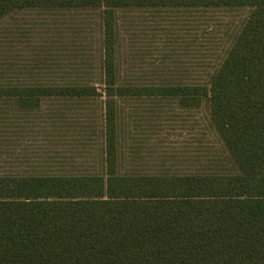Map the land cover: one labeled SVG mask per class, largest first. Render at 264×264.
<instances>
[{
    "label": "trees",
    "instance_id": "16d2710c",
    "mask_svg": "<svg viewBox=\"0 0 264 264\" xmlns=\"http://www.w3.org/2000/svg\"><path fill=\"white\" fill-rule=\"evenodd\" d=\"M87 8L100 16L99 80L0 83V100L33 108L47 99H102L101 163L0 175V264H264V0H0V21L21 11ZM238 8L250 15L227 39L203 47L205 61L209 51L216 58L198 78L121 65L126 11ZM137 100H171L185 109L207 103L208 126L232 171L123 164V104Z\"/></svg>",
    "mask_w": 264,
    "mask_h": 264
},
{
    "label": "rangeland",
    "instance_id": "374dc122",
    "mask_svg": "<svg viewBox=\"0 0 264 264\" xmlns=\"http://www.w3.org/2000/svg\"><path fill=\"white\" fill-rule=\"evenodd\" d=\"M250 12V8L126 11L119 23L124 43L121 65L133 66L137 72L180 69L198 78L216 58L209 51L212 56L205 61L203 47L227 39ZM100 39V16L91 8L21 11L5 17L0 21V83L26 85L81 77L98 81ZM101 101L47 99L40 106L22 108L14 101L0 100V175L99 166ZM123 106L125 124L135 135L131 140L124 127L123 164L152 170L232 171L228 151L208 126L207 103L193 109L180 108L171 100H137Z\"/></svg>",
    "mask_w": 264,
    "mask_h": 264
}]
</instances>
